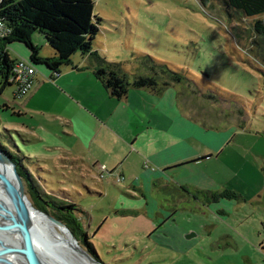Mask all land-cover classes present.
Instances as JSON below:
<instances>
[{"label": "rangeland", "instance_id": "obj_1", "mask_svg": "<svg viewBox=\"0 0 264 264\" xmlns=\"http://www.w3.org/2000/svg\"><path fill=\"white\" fill-rule=\"evenodd\" d=\"M211 1V6L203 7L199 0H92L93 13L100 18L99 31L92 45L101 56L119 63L130 79L135 74L152 75L154 72L167 77L166 69L179 73L184 78L180 83L176 82L177 86L193 91L207 103H214L223 113H232L235 120L238 117V124L226 130L230 137L235 135L234 140L240 135L242 147L237 145V149L262 157L257 169L237 167L238 162L233 163L232 168L224 169L225 190L235 196L224 198L226 209L221 223L190 251L172 253L149 240L148 234L141 236L139 232L144 223L141 215L120 217L124 218L120 220H132L127 231L116 224L111 231L100 228L97 234L106 241L97 240V249L89 238L97 258L75 237L82 249L101 264H264V156L261 155L264 154V39L253 29L254 21L264 14L246 16L227 8L221 0ZM43 37L36 31L32 41L43 40ZM12 91L13 87L7 85L0 92L3 121V103L4 100L12 101ZM10 137L16 140L13 142L18 149L24 151L25 144L18 134L9 132L0 122L2 145L21 155L16 152ZM23 154L24 166L33 175L40 196L74 203L88 214H81L80 210L75 212L88 237L87 230L92 235L96 229L95 221L112 213V200L116 195L133 201L123 193L128 190L129 178L126 176L124 181V176L118 173L108 175L107 169L102 172L101 162L91 167L88 177L77 168L76 161L64 156L52 159L49 164L30 161L27 152ZM93 178L101 180L100 184ZM20 179L27 201L34 209L41 210L39 207L44 204L31 194L21 176ZM99 188L103 196L95 193ZM0 201L3 202L1 198ZM46 210L41 211L53 216L50 207ZM4 212L0 209V224L3 223L1 218L7 217L9 222L12 219L11 212ZM223 234L233 241L228 240L220 248L209 244L210 239L219 240ZM51 236L48 234L46 238ZM109 237L127 246L109 242ZM52 238L54 244L61 242ZM1 239L7 245L15 242L10 236ZM65 251L60 247L58 252L66 256ZM60 263L66 264L65 259Z\"/></svg>", "mask_w": 264, "mask_h": 264}, {"label": "crops", "instance_id": "obj_2", "mask_svg": "<svg viewBox=\"0 0 264 264\" xmlns=\"http://www.w3.org/2000/svg\"><path fill=\"white\" fill-rule=\"evenodd\" d=\"M33 42L40 46L39 57L56 55L44 37ZM22 44L9 43L7 50L13 60L33 63V85L21 99L12 91V101L3 103L4 121L0 116L4 128L16 132L25 144L24 151H16L27 152L30 161L49 164L64 156L76 161L88 177L91 167L101 162L108 175L118 173L130 180L123 193L133 201L116 195L112 213L95 221L92 235L87 230L94 247L97 240L106 241L97 234L100 228L111 231L116 224L127 231L132 220L120 217L138 215L144 221L141 236L148 234L149 240L172 253L188 252L209 236L226 209L225 197L211 199V194L227 191L224 169L235 162L237 167L257 169L262 158L238 150L240 135L234 140L235 135L226 131L238 124V117L235 120L232 113H223L173 82L156 89L130 86L118 99L96 77L89 53H74L71 63L54 73L45 63L32 62L30 50ZM95 193L104 195L100 188ZM112 238L109 242L127 246ZM228 240L233 241L223 234L209 244L220 248Z\"/></svg>", "mask_w": 264, "mask_h": 264}, {"label": "trees", "instance_id": "obj_3", "mask_svg": "<svg viewBox=\"0 0 264 264\" xmlns=\"http://www.w3.org/2000/svg\"><path fill=\"white\" fill-rule=\"evenodd\" d=\"M221 1L227 8H232L246 16L264 14V0ZM199 2L203 7L212 4L211 0H199ZM0 21L7 30L4 36H0V92L7 85H11L9 78L16 60L10 58L7 45L12 42L25 44L30 50L32 62L45 63L54 73H57L62 65L70 64L74 53H89L96 63L94 70L96 77L108 93L118 99L126 95L130 86L156 89L171 82L180 83L184 78L179 73L166 69L169 73L167 77L154 72L152 75H135L130 79L122 71L119 63L110 62L93 50L92 44L99 31L100 18L93 13L92 0H0ZM253 29L264 39V17L254 21ZM36 31L42 33L47 43L56 51L54 57L38 56L40 46L32 41V34ZM9 140L18 150L12 137ZM0 147L15 163L17 172L26 181L31 194L44 204V207L39 208L47 212L46 208L50 207L53 216L62 220L80 240L86 251L97 258V253L89 241L90 237L82 229L79 219L75 217V212H79L76 205L40 196L33 175L24 166L23 155L9 151L2 145L1 140ZM232 196H235L233 192L224 191L220 194H211V199Z\"/></svg>", "mask_w": 264, "mask_h": 264}, {"label": "water", "instance_id": "obj_4", "mask_svg": "<svg viewBox=\"0 0 264 264\" xmlns=\"http://www.w3.org/2000/svg\"><path fill=\"white\" fill-rule=\"evenodd\" d=\"M1 163L10 166L11 172L17 181V186H15L11 183L10 179L6 177L7 174H5V172L1 173L0 170V184L6 191L7 195L10 198L14 199L17 207L19 208L18 218L16 219L14 218V216H11V222L13 225H16L17 229L20 232L22 240V246L19 247L16 251L25 253L29 264H60L65 255L59 253L58 251L60 247H64L66 249V256L69 255L68 252L72 251L76 254L82 255L86 260L93 264H101L100 262L90 257L88 253L82 249V247L78 244L74 234L69 230L66 224L56 219L55 217L36 209L41 214H43L53 225L65 228L69 232V240H67V242L54 244L52 241V237L50 239L46 238V236L50 234V229L48 227L43 229L30 224V222L28 221V211L25 203L26 195L23 190L20 176L16 171V165L6 154V152L0 147V164Z\"/></svg>", "mask_w": 264, "mask_h": 264}, {"label": "bare ground", "instance_id": "obj_5", "mask_svg": "<svg viewBox=\"0 0 264 264\" xmlns=\"http://www.w3.org/2000/svg\"><path fill=\"white\" fill-rule=\"evenodd\" d=\"M0 168H1L0 169L1 173L5 172V174H7V176L6 175L5 176L10 179L12 184L17 186L16 179L11 172L10 166L1 163ZM0 198L3 201V202L0 201V209L5 211L6 213L11 212L14 218L17 219L19 208L17 207V204L15 203L14 199L10 198L7 195L6 191L3 189L2 186H0ZM25 203L28 211V221L30 222L31 225H35L38 228H43V229L48 227L50 229L49 230L50 234L56 237L57 239L61 240V242H67V240H69V232L65 228L63 229L61 227L56 226L60 231L57 230L56 227L51 222H49L47 218L41 216L40 215L41 213L33 208V206L27 201V199H25ZM6 218H1L3 223L0 224L1 225L0 226V264H29L25 253L21 251H16L19 247L22 246L20 232L17 229L16 225H13L12 222L11 221L9 222V219L6 220ZM5 236L14 237L15 239L14 244H9V245L5 244L1 239V237H5ZM10 251H13L17 254L15 255L11 254ZM68 253L69 255L63 257V259H65L66 261V264L67 263L93 264L88 260H86L82 255L76 254L75 252L72 251Z\"/></svg>", "mask_w": 264, "mask_h": 264}, {"label": "built area", "instance_id": "obj_6", "mask_svg": "<svg viewBox=\"0 0 264 264\" xmlns=\"http://www.w3.org/2000/svg\"><path fill=\"white\" fill-rule=\"evenodd\" d=\"M7 30L3 27V23L0 21V36H4ZM35 74V66L25 60H16L13 64L9 81L13 86V94L15 99H21L31 90ZM100 169L106 171L104 165L100 166ZM103 177V173H101ZM121 179V178H120Z\"/></svg>", "mask_w": 264, "mask_h": 264}]
</instances>
